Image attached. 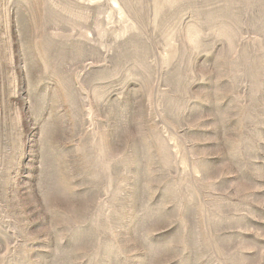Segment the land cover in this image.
Returning <instances> with one entry per match:
<instances>
[{
    "label": "rangeland",
    "instance_id": "rangeland-1",
    "mask_svg": "<svg viewBox=\"0 0 264 264\" xmlns=\"http://www.w3.org/2000/svg\"><path fill=\"white\" fill-rule=\"evenodd\" d=\"M0 264H264V0H0Z\"/></svg>",
    "mask_w": 264,
    "mask_h": 264
}]
</instances>
